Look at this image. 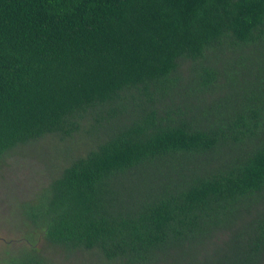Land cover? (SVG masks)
Returning <instances> with one entry per match:
<instances>
[{
    "label": "trees",
    "instance_id": "1",
    "mask_svg": "<svg viewBox=\"0 0 264 264\" xmlns=\"http://www.w3.org/2000/svg\"><path fill=\"white\" fill-rule=\"evenodd\" d=\"M45 137L5 264H264V0H0V163Z\"/></svg>",
    "mask_w": 264,
    "mask_h": 264
},
{
    "label": "rangeland",
    "instance_id": "2",
    "mask_svg": "<svg viewBox=\"0 0 264 264\" xmlns=\"http://www.w3.org/2000/svg\"><path fill=\"white\" fill-rule=\"evenodd\" d=\"M53 140L45 137L17 146L0 163V264H5L10 255L17 253L15 248L24 246L17 242L24 229L16 218L15 205L21 200L33 199L37 189L46 185L64 166L62 162L54 159V155L63 156L73 147L71 144H54ZM76 152L78 148L74 147L72 154ZM41 247L43 257L49 264H106L92 252L66 254L43 244Z\"/></svg>",
    "mask_w": 264,
    "mask_h": 264
}]
</instances>
